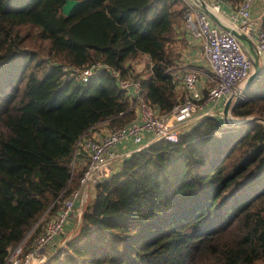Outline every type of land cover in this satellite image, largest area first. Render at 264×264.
<instances>
[{"label":"trees","instance_id":"trees-1","mask_svg":"<svg viewBox=\"0 0 264 264\" xmlns=\"http://www.w3.org/2000/svg\"><path fill=\"white\" fill-rule=\"evenodd\" d=\"M64 1L0 0V264L36 223L23 241L31 246L76 188L79 137L134 117L110 70L81 81L63 65L99 61L137 78L159 112L178 102L167 45L182 20L181 0H84L68 15ZM139 55L149 59L143 77L132 69ZM260 67L231 109L239 118H264V56ZM259 262L264 123L205 115L174 141L132 151L95 182L72 235L40 264Z\"/></svg>","mask_w":264,"mask_h":264},{"label":"built area","instance_id":"built-area-1","mask_svg":"<svg viewBox=\"0 0 264 264\" xmlns=\"http://www.w3.org/2000/svg\"><path fill=\"white\" fill-rule=\"evenodd\" d=\"M182 22L187 32L200 42L202 53L208 63L205 90L198 86V72L194 69L172 70L167 68L172 81L178 82L182 93L178 102L169 111L159 112L145 97L140 80L132 76H121L120 71L99 62L84 67L63 65L68 76H77L87 81L99 68L110 70L118 86L132 98L129 109L136 111V117L122 126L104 129L100 132L91 127L88 134H82L75 143L72 165L76 154L84 157L83 171L76 188L63 200L60 208L44 221L41 232L31 246L23 247V238L13 245L3 264H40L46 258L49 244L70 222L81 217L85 202L90 196L91 185L107 176L117 163L132 151L159 139L174 141L178 134L205 115H221L215 104L221 100H233L241 95L243 84L254 68V58L248 54L239 37L227 29L213 24L206 9L215 17L221 15L220 7L229 4L227 0H181ZM255 0H241L229 13L228 24L253 43L254 52L261 59L264 56V29L259 20L252 16ZM144 57L149 59L146 55ZM132 91V92H131ZM224 114V113H223ZM99 125V124H98ZM97 125V126H98ZM149 132L148 143L143 142V133ZM132 141L131 150H117L119 143Z\"/></svg>","mask_w":264,"mask_h":264},{"label":"crops","instance_id":"crops-1","mask_svg":"<svg viewBox=\"0 0 264 264\" xmlns=\"http://www.w3.org/2000/svg\"><path fill=\"white\" fill-rule=\"evenodd\" d=\"M234 6L235 5L231 2H229V4L225 3V5L221 6L220 7L221 15H219L218 17H215L218 21L213 16H210L212 23L217 25L220 29L230 30L229 28H231V27L228 24L229 13ZM253 8H254V5L252 7V16L259 20L258 23H259V26H261L260 21H261L262 16H260V14L258 12L254 11ZM231 29H233V28H231ZM238 33H239L238 37L241 40V42L243 43L246 51L248 52V54L253 56V54H254L253 43L246 37V35H244L240 32H238ZM167 48L169 49V51L172 54V64H171L172 70H175V71L183 70V69H194V70H196L198 72V86L202 90H205V88H206L205 79H206V75L208 73V63H207V61H206V59L202 53L199 40L197 38H195L194 36H192L189 32L186 31V29L183 26L182 20L174 26V37H173L172 41H170L168 43ZM149 69H150L149 64L147 63L145 65V68L143 71L144 73H141V74L139 73V75L142 77L145 76L149 72ZM136 71H139V69ZM174 90L177 93L178 99H179V96L181 95L182 90H181L178 82L174 83ZM127 97H128V102L130 105L132 102V98L129 96H127ZM225 105H226V102L224 103V100H221L215 104V109L218 110L220 108L221 110L224 111ZM132 112L134 115L133 118H135L136 117V111L134 109H132ZM219 116H221V115H219ZM100 125L101 124H99L98 126H100ZM98 126H96V127H98ZM101 128H104V127H101ZM103 130L104 129H101L100 132H102ZM149 136H150L149 132L146 131L143 133V142L144 143H148ZM134 147H135V144L129 140V141H124L122 143H119L117 145L116 149L117 150H131V149H134ZM83 162H84V157H82V155L80 156L78 154V156L76 157L75 167L81 168V166H83ZM78 222L79 221H75V220L70 222L69 225L65 228L64 234L68 233V236H70V234H72L74 232V230L76 229V227L78 226ZM63 236L61 234V238H60V236L55 237V239L52 241L50 246H48L47 248L53 249L54 248L53 245L59 246L61 244V241L63 240Z\"/></svg>","mask_w":264,"mask_h":264},{"label":"water","instance_id":"water-1","mask_svg":"<svg viewBox=\"0 0 264 264\" xmlns=\"http://www.w3.org/2000/svg\"><path fill=\"white\" fill-rule=\"evenodd\" d=\"M76 3H77V0H65L64 3L61 5V12L64 15H68ZM206 11H207L209 16H213L215 18V15L213 13H211L207 9H206ZM229 29L232 33L236 34L237 36L239 35V33L235 29H231V28H229ZM253 50H254V47H253ZM253 58H254V68L243 84L242 93L248 88V86L251 84L252 80L255 78V76L258 74V72L260 71V68H261L260 67V58L255 52L253 54ZM239 96H240L239 94H236L235 98H234L235 100H233L232 97H229L227 102H226V105H225V108L223 111L224 115H225L224 120H225L226 124L238 125V124L246 123V122L253 121V120H260L264 123V118H259V117L257 118L253 115H250V116H247L244 118H239L237 116L231 115L232 113H230V111H231L234 103L236 102V100L239 98ZM94 190H95V185L93 182L91 185L90 196H92L94 194ZM35 225H36V223L28 230V232L26 233L24 238L27 237L31 233V231L34 229Z\"/></svg>","mask_w":264,"mask_h":264},{"label":"rangeland","instance_id":"rangeland-1","mask_svg":"<svg viewBox=\"0 0 264 264\" xmlns=\"http://www.w3.org/2000/svg\"><path fill=\"white\" fill-rule=\"evenodd\" d=\"M79 5V7H83L84 5H85V1L84 0H81V3H79V1L77 0V3L74 5L75 7L76 6H78ZM254 5V8H253V10L254 11H256V12H258L259 14H260V16H262V18H261V21H260V23H261V25H262V20H263V18H264V1L263 0H255V3L253 4ZM262 27V26H261ZM133 65H132V69H133V71L134 72H137V73H144L143 71H144V68H145V65L148 63V60L144 57V55H139L138 57H136L135 59H134V61H133ZM139 69V71H136V70H138ZM146 71V70H145ZM243 93H241V95H242ZM235 100V99H234ZM220 109V108H219ZM218 109V110H219ZM219 111H221V109L219 110ZM223 113L224 112H220V114H221V118H224L225 117V115H223ZM230 113H232L231 111H230ZM218 115V114H217ZM232 116H235V115H233V114H231ZM219 116V115H218ZM229 116V115H228ZM101 127H106V128H108V126L105 124V123H101V125L100 126H98V127H96L95 129H98L99 131L102 129ZM80 155V154H79ZM77 156H78V154H77ZM120 162V161H119ZM118 162V163H119ZM117 163V164H118ZM117 166V165H116ZM90 197V196H89ZM75 221H80V217H76V219H75ZM33 231V230H32ZM32 231H31V233H32ZM65 231V230H64ZM64 231L63 232H61V234H62V236L64 235V238H63V240L61 241V244L60 245H63L64 244V242H65V239H68V237H70L72 234H70V236H68V233H66V234H64ZM61 234L60 235H58V236H60V238H61ZM52 243V242H51ZM50 243V244H51ZM50 244H49V246H50ZM59 245V246H60ZM54 246V248L53 249H55V247H57L58 245H53ZM52 248H47V250H46V254L48 255V253H50V251H52L53 250ZM257 264H264V262H259V263H257Z\"/></svg>","mask_w":264,"mask_h":264},{"label":"clouds","instance_id":"clouds-1","mask_svg":"<svg viewBox=\"0 0 264 264\" xmlns=\"http://www.w3.org/2000/svg\"><path fill=\"white\" fill-rule=\"evenodd\" d=\"M81 156V155H80ZM76 157H77V154H76V156H75V162H76ZM95 185V184H94ZM81 218V217H80ZM79 223V222H78ZM60 235V234H59Z\"/></svg>","mask_w":264,"mask_h":264}]
</instances>
